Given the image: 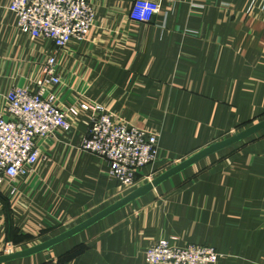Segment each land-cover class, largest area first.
<instances>
[{
  "label": "crops",
  "instance_id": "obj_1",
  "mask_svg": "<svg viewBox=\"0 0 264 264\" xmlns=\"http://www.w3.org/2000/svg\"><path fill=\"white\" fill-rule=\"evenodd\" d=\"M157 1L159 12L140 21L133 0H88L87 35L57 49L21 31L12 0H0V115L8 92L33 90L55 54L60 82L45 95L70 123L38 140L26 173L0 183V248L40 232L45 241L126 195L107 162L80 148L96 105L157 134L158 157L134 189L264 120V0ZM161 238L213 247L212 264H264V128L50 248L0 264H149L144 251Z\"/></svg>",
  "mask_w": 264,
  "mask_h": 264
},
{
  "label": "built area",
  "instance_id": "obj_2",
  "mask_svg": "<svg viewBox=\"0 0 264 264\" xmlns=\"http://www.w3.org/2000/svg\"><path fill=\"white\" fill-rule=\"evenodd\" d=\"M9 9L21 31L49 39L57 49H65L73 38H85L94 21L88 0H12ZM159 10L157 0H133L131 15L149 21ZM55 66L52 54L33 90L17 87L6 96V115H0V183L30 169L39 156V139L70 127L66 112L45 95L47 85L60 82ZM80 148L107 162L121 194L134 189L137 172L158 157L156 133L121 121L100 105L92 110ZM144 257L149 264H212L220 254L210 246L161 238L147 246Z\"/></svg>",
  "mask_w": 264,
  "mask_h": 264
},
{
  "label": "water",
  "instance_id": "obj_3",
  "mask_svg": "<svg viewBox=\"0 0 264 264\" xmlns=\"http://www.w3.org/2000/svg\"><path fill=\"white\" fill-rule=\"evenodd\" d=\"M263 128H264V120L260 121L256 124H253V125L249 126L248 128H246V129H244V130H242L236 134H233V135H231L225 139L217 141V142L201 149L200 151L196 152L195 154L191 155L190 157L186 158L185 160L181 161L180 163L174 165L173 167H171L170 169H168L167 171H165L163 174L156 177L152 181H150V182H148L142 186L137 187L136 189L132 190L131 192L126 194L124 197L119 199L118 201L112 203L111 205L107 206L103 210L97 212L96 214H94L93 216L84 220L83 222L77 224L76 226H73L72 228H69L68 230H66V231H64V232H62L56 236H53V237H51L45 241H42V242L35 244V245H32L28 248H24V249L17 250L14 252L10 251L7 254L0 255V263L5 262V261H9V260H13V259H17V258H23L26 256H30V255L36 254L40 251H43L45 249L50 248L54 244L66 239V238L71 237L72 235H74V234L80 232L81 230L87 228L88 226H90L94 222H96V221L102 219L103 217L107 216L108 214L112 213L116 209L122 207L123 205H125L129 202H131L137 196H139L140 194L149 190L153 186L157 185L158 183H160L162 180L166 179L170 175H173L174 173H176V172L184 169L185 167L195 163L196 161L202 159L203 157L209 155L210 153H212L218 149H221L223 147H226L228 145H231V144H233L239 140H242V139L260 131Z\"/></svg>",
  "mask_w": 264,
  "mask_h": 264
},
{
  "label": "rangeland",
  "instance_id": "obj_4",
  "mask_svg": "<svg viewBox=\"0 0 264 264\" xmlns=\"http://www.w3.org/2000/svg\"><path fill=\"white\" fill-rule=\"evenodd\" d=\"M117 187H118V185H117ZM132 190H134V189H132ZM131 191H129V192H131ZM129 192H127L126 194H128ZM48 235H51V234H47V236ZM44 236H45V232H40L39 234H34V235L28 237L27 241L25 240L26 241L25 243L18 244L16 246L8 244V243H5L4 246L0 248V255L7 254L10 251H12V252L17 251L16 249H20L22 247H25L26 245L38 244V243L42 242Z\"/></svg>",
  "mask_w": 264,
  "mask_h": 264
}]
</instances>
